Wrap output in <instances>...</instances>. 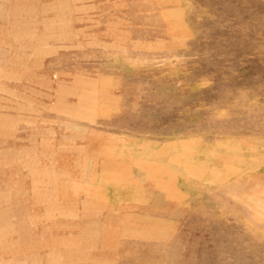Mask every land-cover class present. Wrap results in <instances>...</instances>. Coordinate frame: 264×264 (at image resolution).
<instances>
[{
  "label": "rangeland",
  "instance_id": "1",
  "mask_svg": "<svg viewBox=\"0 0 264 264\" xmlns=\"http://www.w3.org/2000/svg\"><path fill=\"white\" fill-rule=\"evenodd\" d=\"M0 264H264V0H0Z\"/></svg>",
  "mask_w": 264,
  "mask_h": 264
}]
</instances>
